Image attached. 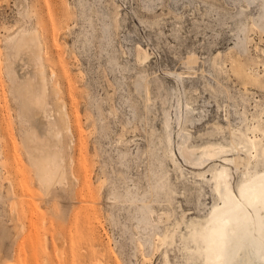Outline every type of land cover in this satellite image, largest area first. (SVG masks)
Here are the masks:
<instances>
[{"label":"rangeland","instance_id":"obj_1","mask_svg":"<svg viewBox=\"0 0 264 264\" xmlns=\"http://www.w3.org/2000/svg\"><path fill=\"white\" fill-rule=\"evenodd\" d=\"M38 54L49 195L28 152L53 133L21 93ZM262 175L264 0H0V264H203L195 233Z\"/></svg>","mask_w":264,"mask_h":264},{"label":"bare ground","instance_id":"obj_2","mask_svg":"<svg viewBox=\"0 0 264 264\" xmlns=\"http://www.w3.org/2000/svg\"><path fill=\"white\" fill-rule=\"evenodd\" d=\"M25 30L5 38L10 53L19 54L25 47L39 40L37 30V32L31 31V33L27 30L25 32ZM36 61L39 70H41L39 90H34L32 82L28 83L21 93L25 96L26 103L36 107L48 118L53 133L54 144H36L37 146L28 152L31 163L36 166L39 184L49 195L57 186L66 183L67 170L60 152L62 148H59V144L62 143V134L56 127V119H53L54 122L49 119L48 84L42 74L43 65L39 54ZM12 65L13 63L9 59L7 67L10 73L13 72ZM12 81L15 84L16 78L14 77ZM60 106V121L64 129L72 135L66 105L61 104ZM27 138L35 140L34 131L30 132ZM206 150V157L213 158L217 155V153L211 152L210 147H207ZM216 180L218 181L217 189L222 185L225 188L229 185L228 174L225 170ZM240 197V200L223 208L215 215L211 227L195 233V243L201 245L203 264H264V175L247 184L242 189Z\"/></svg>","mask_w":264,"mask_h":264}]
</instances>
